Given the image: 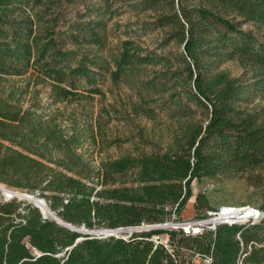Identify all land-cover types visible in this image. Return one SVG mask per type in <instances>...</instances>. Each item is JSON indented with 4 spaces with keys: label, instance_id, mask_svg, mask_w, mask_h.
Masks as SVG:
<instances>
[{
    "label": "trees",
    "instance_id": "16d2710c",
    "mask_svg": "<svg viewBox=\"0 0 264 264\" xmlns=\"http://www.w3.org/2000/svg\"><path fill=\"white\" fill-rule=\"evenodd\" d=\"M117 1L153 13L167 54L125 40L111 62L99 55ZM81 2L86 12L70 24L66 39L85 53L58 41L63 8ZM233 61L244 67L241 77L223 70ZM32 69L54 82L56 102L76 101L71 97L80 82L100 94L106 74L114 84L124 81L142 102L134 114L151 117L143 104L159 102L168 110L177 124L171 143L93 166L81 152L87 128L65 126L60 114L41 113L36 105L24 108L26 92L8 85ZM256 98H264V0L193 6L182 0H0V184L38 193L78 229L184 222L195 180L264 171V118L248 110ZM258 188L252 207L264 213L262 181ZM193 210L192 219H201L218 209L200 192ZM205 258L264 264V218L197 236L152 229L124 240L82 234L45 219L33 204L0 200V264H201Z\"/></svg>",
    "mask_w": 264,
    "mask_h": 264
},
{
    "label": "rangeland",
    "instance_id": "374dc122",
    "mask_svg": "<svg viewBox=\"0 0 264 264\" xmlns=\"http://www.w3.org/2000/svg\"><path fill=\"white\" fill-rule=\"evenodd\" d=\"M89 1L87 0V2ZM182 1L186 6L197 5L199 2V0ZM113 10H115V16L108 22L106 47L99 53L103 59L111 62L125 40L136 41L160 54L169 52V49L162 47L165 34L155 29L153 13L144 12L141 8L135 7L132 2L117 1L114 3ZM85 12L83 2L63 8L62 21L58 29L60 31L58 41L60 46L66 50H79L81 53L88 51V49H77L66 39L70 24ZM245 28L258 33L251 25ZM90 53L94 54L95 51L91 49ZM223 70L234 78L241 77L244 73V67L239 61L226 64ZM149 73L152 74L151 71ZM39 76V72L32 69L22 77L10 78L8 85L26 92L23 95L24 108L36 105L41 113L60 114L58 119L65 126L76 123L80 128H87L90 137L81 152L89 158L93 166H99L101 161L114 160L126 155L141 156L165 150L174 137L177 124L171 119L170 113L161 102L143 104L154 112L151 113V117L134 114L133 106L135 104L142 105V102L137 90L124 81L114 84L111 82L110 76L106 74L99 80L98 85L102 92L100 94H92L86 83L80 82L77 89L74 90L75 96L71 97L76 101L56 102L53 92L54 82ZM62 86L67 87L66 84ZM248 110L264 118V98H256L252 104L248 105ZM91 133L95 136L93 139ZM261 181L264 184V171L260 170L236 177H222L217 180H195L192 185L193 198L184 215H188L192 211V205L200 192L205 193L212 206L217 209L221 207L245 208L257 205L256 202L260 198L258 187ZM15 192L27 194L22 191ZM30 195L39 199L38 193ZM12 199L34 203L17 196L10 198L0 190V200L9 201ZM189 219L192 218L186 220ZM169 228L170 226L163 225L159 229Z\"/></svg>",
    "mask_w": 264,
    "mask_h": 264
},
{
    "label": "built area",
    "instance_id": "2783aa9c",
    "mask_svg": "<svg viewBox=\"0 0 264 264\" xmlns=\"http://www.w3.org/2000/svg\"><path fill=\"white\" fill-rule=\"evenodd\" d=\"M264 218V213L258 208L248 206L245 208L221 207L216 211L208 212L207 216L201 219H189L184 222L167 224L169 229L180 230L187 236H197L205 231L215 232L222 225L256 224ZM162 226H140L122 227L117 229H106L89 231V235L99 238H118L129 240L134 234L152 229H159ZM161 240V238H157ZM210 258H205L201 264H211Z\"/></svg>",
    "mask_w": 264,
    "mask_h": 264
},
{
    "label": "bare ground",
    "instance_id": "6f19581e",
    "mask_svg": "<svg viewBox=\"0 0 264 264\" xmlns=\"http://www.w3.org/2000/svg\"><path fill=\"white\" fill-rule=\"evenodd\" d=\"M0 190L3 191L4 193L6 194H9L11 193L9 190H7V188L5 186H3L2 184H0ZM13 196H17L21 199H27V200H30L32 202H34L35 204H37L40 209L42 210V212L45 214V215H49V216H52L51 212H50V209L48 207V205L40 200V199H37L36 197H32V196H29L27 194H20L19 192H15L13 191Z\"/></svg>",
    "mask_w": 264,
    "mask_h": 264
},
{
    "label": "water",
    "instance_id": "95a60500",
    "mask_svg": "<svg viewBox=\"0 0 264 264\" xmlns=\"http://www.w3.org/2000/svg\"><path fill=\"white\" fill-rule=\"evenodd\" d=\"M7 190H9L11 193H9V194H7L10 198L13 196V191L12 190H10V189H8L7 188ZM29 195V194H28ZM29 196H32V195H29ZM32 197H34V196H32ZM40 200H42V199H40ZM42 201H44V200H42ZM45 202V201H44ZM31 203H33V202H31ZM46 203V202H45ZM37 208H39L40 209V207L37 205V204H35V203H33ZM47 204V203H46ZM41 210V209H40ZM41 212H42V210H41ZM50 212H51V214H52V216H46L43 212H42V214L44 215V217H45V219H48V218H51V219H53V220H55V221H57L59 224H61L62 226H64V227H67V228H69V229H71V230H73V231H76V232H79V233H82V234H89V231L88 230H86L85 228H81V229H78V228H76V227H73V226H71V225H68V224H66L65 222H63L62 220H60L57 216H56V214L55 213H53L51 210H50ZM81 241V239H79L78 241H77V243H79Z\"/></svg>",
    "mask_w": 264,
    "mask_h": 264
},
{
    "label": "crops",
    "instance_id": "0c3cea01",
    "mask_svg": "<svg viewBox=\"0 0 264 264\" xmlns=\"http://www.w3.org/2000/svg\"><path fill=\"white\" fill-rule=\"evenodd\" d=\"M189 208V206L187 207V209ZM186 209V210H187ZM185 210V211H186ZM194 216V210H193V205H192V211L188 214V215H184V213H183V218L184 219H188V218H192Z\"/></svg>",
    "mask_w": 264,
    "mask_h": 264
}]
</instances>
